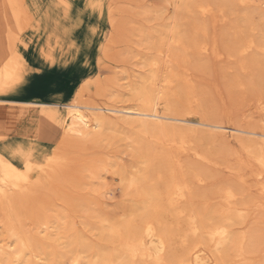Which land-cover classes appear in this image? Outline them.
<instances>
[{
	"label": "bare ground",
	"instance_id": "bare-ground-1",
	"mask_svg": "<svg viewBox=\"0 0 264 264\" xmlns=\"http://www.w3.org/2000/svg\"><path fill=\"white\" fill-rule=\"evenodd\" d=\"M235 1L243 5L251 0H162L147 10L155 14L165 12L164 23L143 38L149 50L142 58L144 70L126 85L115 103L14 100L0 94V115L12 109L22 111L0 122V198H3L0 209L3 213L14 201V195L22 194L29 186L25 179L22 182L15 176L12 158L18 148L13 149L8 142L10 130L15 128L17 120L25 123L36 114V120L54 122L58 115L50 107L57 105L66 108L60 117V127L70 140L104 141L106 152H99L97 161L85 170L98 183L94 191L110 206L96 207L100 212L91 213L86 203L83 207L87 213L79 217L61 211L63 216L54 221L56 227L52 226L47 211L41 213L36 226L29 231L8 222L0 232V264H228L232 258L253 264L256 251L259 254L263 249L249 232L251 229L249 233H235L236 230L228 228L249 213L243 214L245 207L237 201L240 189L236 191L233 183L234 187L230 184L221 187L217 191L221 201L214 214L193 206L192 181L202 183L205 179L200 174L206 172L183 162L185 158L181 159L179 154L206 160L207 156L194 144L196 140L223 138L228 143L237 142L250 150L261 169L255 180L258 191L264 194V127L231 126L189 116L199 112L202 99L191 80V67L186 65L190 53L205 56L212 53L217 59L239 57L249 51L264 54V24L253 26L246 13L231 24L224 46H220L216 34L208 39L209 28L203 19L210 17L213 22H222L228 16L226 8ZM0 5L3 11L2 15L0 10L2 90L8 84L17 83L19 67L12 52L18 35L13 37L16 24L11 18L8 27L4 22L8 0H0ZM254 30L259 31L256 39L250 37ZM238 63V69L246 68L245 60ZM233 78L227 82L228 87L239 85L245 89L253 84L250 78L246 83ZM123 101H131V105H120ZM255 101L257 112L264 113V97L257 95ZM178 103L184 104L185 113L171 110ZM33 106L39 108L36 110ZM108 132L123 134L126 143L109 138ZM101 174H108L115 186L103 187L98 181ZM117 190L120 195L115 197ZM7 191L8 198H5ZM216 216V222L211 224L209 221ZM61 220L65 223L61 224ZM86 226L92 230V233L87 231L94 236L92 240L83 233ZM51 242L63 246L52 252Z\"/></svg>",
	"mask_w": 264,
	"mask_h": 264
},
{
	"label": "rangeland",
	"instance_id": "rangeland-1",
	"mask_svg": "<svg viewBox=\"0 0 264 264\" xmlns=\"http://www.w3.org/2000/svg\"><path fill=\"white\" fill-rule=\"evenodd\" d=\"M160 1L162 0H8L9 5L5 11L7 14L3 18L7 27L9 18L16 24L13 37L18 35L12 52L18 62L19 72L16 75L17 83L3 87L0 94L14 100L115 103L116 97L123 95L126 85L136 80L144 70L142 58L149 54V50L143 38L150 31L159 28L165 20V12H157L160 13L159 16L146 11L156 4L158 6ZM248 3H231L225 11L228 15L226 21L213 22L210 17L204 18L203 21L209 28L208 39L216 34L218 43L224 46L229 36V27L238 16L245 13L249 22L255 24L253 26L261 27L264 24V0H251ZM0 10L3 15L1 5ZM258 32L254 30L250 37L256 39ZM212 56V53H206V56L193 52L189 54L186 65L191 67V80L202 99L199 112L188 115L231 126L263 128L264 113L257 112L255 99L257 95L264 97V54L249 51L228 59ZM240 60H245L244 70L238 69ZM232 78L239 81L241 79L245 83L251 79L250 83L253 84L250 88L245 86V89L239 85L228 87L226 84ZM128 102L119 104L131 105V101ZM33 107L36 110L39 108ZM50 108L55 109L58 115L52 123L36 120V114L25 123L17 120L12 130L8 128V142L13 149L18 148V155L12 158L15 176L22 182L25 179L29 186H26L28 188L22 194L14 195V201L5 213L0 209V232L8 222L29 231L36 226L44 211H47L52 226L56 227L54 221L63 216L61 211L65 215L79 217L87 213L83 207L86 203L87 207H91V213L100 212L98 207L110 208L106 199L100 198L102 196H99L98 191H94L98 183L85 170L88 165L97 161L99 152H106L104 141L89 143L70 140L60 127V117L66 108L63 105ZM171 110L185 113L186 107L183 103H178ZM20 114L22 111L19 109L4 112L0 115V122ZM122 135L108 132L109 138L119 140L120 143L126 140ZM225 141L223 138L207 142L196 140L194 144L207 156L206 160L179 153L181 159L185 158L183 162H190L193 167L206 172L200 174L205 179L202 183L192 181L191 201L193 206L214 214L219 208L217 191L225 184L227 186L233 183L235 187L231 186L236 191L240 189L237 201L243 203L246 211L242 213H249L247 216L242 214L245 218L228 228L236 230L235 233L251 232L264 251V194L258 191V182L255 180L261 169L250 150L237 142ZM100 177L98 181H101L103 187L115 186L108 174H101ZM115 192V197H118L120 192ZM8 193L7 191V196L4 195L5 198H8ZM2 199L1 197L0 200ZM217 218L216 216L209 222L212 221L213 224ZM60 223H65V220ZM86 227L83 233L91 236V239L94 236L88 232L92 233V230ZM62 246L51 242L49 250L56 252ZM261 248L258 249L262 250ZM263 251H259V254L256 251L253 264H264ZM240 263L242 261L232 258L228 264Z\"/></svg>",
	"mask_w": 264,
	"mask_h": 264
},
{
	"label": "snow or ice",
	"instance_id": "snow-or-ice-1",
	"mask_svg": "<svg viewBox=\"0 0 264 264\" xmlns=\"http://www.w3.org/2000/svg\"><path fill=\"white\" fill-rule=\"evenodd\" d=\"M93 7H95V6L93 5Z\"/></svg>",
	"mask_w": 264,
	"mask_h": 264
}]
</instances>
